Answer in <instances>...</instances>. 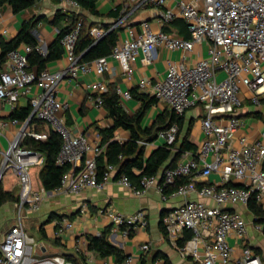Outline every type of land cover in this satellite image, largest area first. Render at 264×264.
Instances as JSON below:
<instances>
[{
	"label": "built area",
	"instance_id": "built-area-1",
	"mask_svg": "<svg viewBox=\"0 0 264 264\" xmlns=\"http://www.w3.org/2000/svg\"><path fill=\"white\" fill-rule=\"evenodd\" d=\"M66 1L79 9L78 0ZM129 1L133 10L155 8L159 28H154L149 20L128 25L130 37L119 40L109 56L81 62L76 42L82 19L61 40L68 61L65 68L52 71L46 67L40 72L32 68L31 52L36 49L47 54L40 46L21 44L7 55L6 69L0 73V101L13 104L14 108L19 98L31 96L34 85L40 87V92L30 97L32 110L27 120L9 118L0 123V135L9 124L22 126L0 160V179L11 172L21 184L17 202L19 216L0 239V264H73L65 256L51 255L48 245L29 236L23 224L26 213L41 209L48 192L34 188L32 177L33 169L42 166L45 157L24 147L23 142L28 136L46 140L52 130L62 137L58 164L71 166L54 193L79 195L86 189H102L108 182L116 181L141 197L156 187L165 201L174 196L183 199L161 217L166 237L182 256L197 264H264L260 255L245 244L249 222L236 209L239 205L248 206L251 199L264 203V128L253 134L248 129L253 124L246 121L248 117H255L250 108L264 105V0ZM178 19L186 22L190 38L165 29ZM91 34L95 38L102 35L98 28H93ZM203 46L207 56L188 58L190 52ZM161 49L179 51L182 58H168L164 78L156 81L144 78L139 87L167 103L177 115L200 108L204 137L195 151L182 152L174 166L163 169L160 174L144 175L138 183L126 174L115 176L119 168L114 164H108L100 178L98 160L106 146L83 133H75L68 126L63 113L69 103L59 97L61 82L79 73L95 72L104 76L112 69L111 60L120 65L123 74L131 75L138 60L151 65ZM88 87L97 92L98 105L102 106L100 94L108 92L107 82L98 80ZM118 93L122 101L132 97L130 91L119 89ZM33 118L48 129L39 132L29 129ZM178 132L179 125L174 123L161 130L153 141L142 144L151 146L155 141L172 144ZM214 172L221 175V180L205 183ZM171 187L174 189L168 191ZM89 209V204L82 202L79 215L87 214ZM105 210L100 209V213ZM110 214L113 226L122 229L125 237L148 224L144 209L132 214L111 210ZM73 226V220L63 217L58 222L56 237L61 238ZM254 227L264 232V223L256 222L255 217ZM231 238L238 243L233 244ZM87 245V237L75 242L78 252H85ZM150 250L151 243H143L140 255ZM140 258L136 254L128 255L124 264H137ZM88 260L94 261L92 257ZM103 264L121 263L105 260Z\"/></svg>",
	"mask_w": 264,
	"mask_h": 264
},
{
	"label": "crops",
	"instance_id": "crops-1",
	"mask_svg": "<svg viewBox=\"0 0 264 264\" xmlns=\"http://www.w3.org/2000/svg\"><path fill=\"white\" fill-rule=\"evenodd\" d=\"M118 4H122V8L120 10V16L115 18L110 14L116 11ZM132 6L129 0H97L96 9L98 13L93 14L88 9L83 8L81 4L79 9H76L66 0H39L34 7L15 13L9 3H0V57L3 52L2 42H11L18 35L23 23L33 17H35V19L41 18V20L32 29L31 33L38 40V46L46 52H49V50L53 48L61 28L69 24L67 18L56 20L59 11L64 14H81L85 22L91 25V30L93 28H98L102 33L100 37L95 38L96 40L117 27L122 28L119 40L129 38L130 34L127 30L128 25L139 24L143 20H149L154 28H159L155 20L157 15V10L155 8H139L133 10ZM173 24L165 27V29L173 32L171 29ZM175 30L176 32L173 33H178L177 28H175ZM205 56H207L205 46L202 48L199 47L188 54V58L191 60H196ZM168 58L174 60L181 59L182 53L179 51L158 50L153 64L145 65L141 60H138L135 72L131 75L123 74L120 65L116 61L111 60L112 69L105 72L104 76H99L95 72H91L87 74L79 73L77 77H66L61 82L59 97L62 101L69 103V108L63 113L68 126L75 133H83L91 140H97L104 144V137L100 129L111 128L114 124V120L108 115V111L104 105H98V94L91 90L88 85L95 81L103 80L107 82L109 89L111 85L114 86L118 95L119 89L130 92L136 90L137 93L148 94L146 91L140 89V81L144 78H149L153 81L163 79L166 72V60ZM67 66L68 61L64 57L63 48L62 56L47 62L46 67L52 71H57ZM5 69L6 61L0 60V73ZM32 90L31 96L40 92V87L34 85ZM31 96H22L19 98L14 108L13 104L0 101V123L3 120L9 119L16 108L28 107L30 105ZM119 98L122 106L131 116H133L141 106V101L135 98L133 94L129 100L122 101L120 95ZM250 109L254 112L253 115L255 117L250 119L249 123L253 124V127H248V129L254 134V132L261 131L264 128V105L261 108L256 109L252 107ZM168 110L173 111L167 103L158 100L157 103L149 108L144 116L142 128L146 129L154 126L157 118ZM202 113L203 111L197 108V118H195V116L188 117V111L185 114V126L188 125L189 127L192 124L188 139L196 144V147H198L204 137L200 123V115H202ZM47 127L48 126L44 123L40 124L37 122H31V124L28 125L29 129L38 132L42 129L43 131L48 129ZM21 128L22 126L19 124H9L2 131L0 135V160L3 159V151L8 148L10 140L14 138ZM244 130L245 128L240 130V132L242 133ZM182 137L173 148V157L164 164L160 170L161 172L163 169L172 167L176 164L178 159L175 161V153L182 145ZM130 138V131L119 128L116 130L113 139L125 143ZM163 144L164 143L161 141H155L151 146H145V156H150ZM104 145L106 146L107 144ZM41 167L42 166L35 167L32 171L33 185L34 188L37 189L44 188L40 178ZM134 171L136 174L140 173L138 169ZM160 171L158 174H160ZM117 175L118 173L115 176ZM220 180L221 175L214 172L211 174L210 180L205 181V183L219 182ZM1 185L5 190L11 191H13V188H21L20 181L11 172H6L4 174L1 179ZM68 196H71L72 200H70ZM192 197L195 198L196 196L193 195ZM72 201H74V205ZM85 201L89 204L90 209L87 214L80 216L79 207L80 204ZM182 202L183 199L180 196L170 197L166 201L163 200L161 193L156 187L151 188L146 195L139 197L134 195L129 188L118 184L116 181H110L102 189H86L79 195L56 194L54 191H48L41 209L37 212H29L27 217L31 216L35 219H41L40 224L47 234V239L42 237L40 239L48 245L50 252L53 251V247H60L78 255L80 252H78L75 247L76 240L87 237L88 234H101L108 229V239L110 242L123 249L127 256L136 254L141 257L140 246L143 243L150 242L151 250L143 254L148 258L149 264H164L162 258L163 254L167 255L174 264H197L191 258L182 256L174 248L166 237L161 222L163 212L177 207ZM70 205L73 207L72 210L68 211L65 209L69 208ZM262 206L264 208V203H262ZM16 208H18L17 202H8L0 206V239L4 237L9 226L17 220L15 216ZM102 208L106 209L104 213H100V209ZM141 209L147 211L148 224L134 230L130 236L125 237L122 229L113 226L110 214L111 210L122 214H132ZM236 209L242 212L243 215L246 214V212L249 213L246 217L244 215L245 219L249 222V232L245 244L250 245L264 261V232L255 229L254 215L249 210L248 206L239 205L236 206ZM71 214H74L72 219L74 226L72 230L68 231L61 238L56 237L59 220L54 217L56 215H63V217H65ZM56 239H59V244L54 243ZM231 242L233 244L238 243L234 238H231ZM237 251L238 253L241 251L240 246ZM85 255L87 259L88 257L94 259L92 262L88 260L89 264H103L105 260L109 262H114L116 260L115 256L101 258L95 253L87 250L85 251Z\"/></svg>",
	"mask_w": 264,
	"mask_h": 264
},
{
	"label": "trees",
	"instance_id": "trees-1",
	"mask_svg": "<svg viewBox=\"0 0 264 264\" xmlns=\"http://www.w3.org/2000/svg\"><path fill=\"white\" fill-rule=\"evenodd\" d=\"M38 1L39 0H0V3H9L13 11L19 13L23 10L34 7ZM78 1L83 8L88 9L91 13H98L96 9L97 0ZM121 8L122 4H118L116 11L111 12L110 15L118 18L120 16ZM65 18L69 20V24L64 28H61L53 48H51L46 55L40 53L36 49L29 54L30 66L37 69V71L40 72L45 69L47 62L50 60L62 56L63 47L61 40L80 19L83 20V26L76 42V52L80 55L81 62H91L98 58L109 56L119 41L120 31L122 30L121 27L109 31L98 43L95 44L96 39L91 34L92 27L85 22V19L81 14H64L61 11L57 13L56 20ZM40 20L41 18L35 19V17H33L30 20L25 21L18 35L11 42H2L3 52L0 57L1 61H6L8 53L19 47L22 43L30 44L35 48L38 46V40L32 35L31 31ZM176 23L180 24L177 28L179 35L185 38H190V32L186 22L184 20H176L174 24ZM88 49L89 51H87ZM131 92L135 98L141 101L140 108L133 116L129 115L122 106L119 95L114 86L111 85L108 92L100 94L103 105L108 111V115L114 120V124L111 128L100 129L104 137V144H107L105 152L98 160L100 178H102L108 164L117 165L119 168L118 174H126L133 182H139L144 175L158 174L164 164L173 157V148L180 140L181 134L184 130L186 113L184 115H177L174 111L170 110L161 114L155 121L154 126L143 129L142 120L149 108L157 103L158 99L149 94L137 93L136 90H132ZM31 110L30 105L28 107L16 108L9 118L25 121L30 116ZM32 122L42 124V122L36 118H33ZM174 123L179 125L177 139L172 144L165 143L159 146L150 156L146 157L145 145L142 144V142L153 141L161 130L169 128ZM191 127L192 124L189 126V132ZM119 128L126 129L131 133V138L125 143L113 139L116 130ZM40 131H43V129ZM189 132L182 137V145L175 153V161L180 158L182 152L186 150L195 151L197 149L196 144L188 139ZM23 146L36 150L44 155L45 161L40 170L42 185L46 191H55V189L61 185L64 174L71 168L68 163L60 165L57 162L62 147L61 135L52 130L46 140L28 136L24 139ZM121 155H123L122 158H120ZM135 169L140 170V173L136 174L134 171ZM179 182L174 187H177ZM174 187L169 188L168 191L173 190ZM18 201L19 196L15 194L14 191L5 190L0 183V206H3L8 202ZM248 207L253 213L256 222L264 223V208L262 204H258L256 200L251 199ZM164 213L165 212H163V214ZM68 217L72 220L74 214L68 215ZM54 218L60 221L62 220L63 215H56ZM40 234L42 238L47 239V234L42 227L40 228ZM108 234V229L100 235L88 234L87 251L93 252L101 258L115 256L119 263L124 264L127 255L124 253L123 249L110 242ZM54 243L59 244V239L54 240ZM67 258L70 259V262L73 264H89L84 251L75 256L72 254L68 255ZM162 258L164 264H174L167 255L163 254ZM137 264H149V260L146 256L142 255Z\"/></svg>",
	"mask_w": 264,
	"mask_h": 264
},
{
	"label": "rangeland",
	"instance_id": "rangeland-1",
	"mask_svg": "<svg viewBox=\"0 0 264 264\" xmlns=\"http://www.w3.org/2000/svg\"><path fill=\"white\" fill-rule=\"evenodd\" d=\"M179 26H180V24H177V23L176 24H173L172 27L174 29L171 27L172 31L173 32H176L175 28H178ZM192 116H195V118H197V108L196 109L193 108V109H189L188 110V117H192ZM250 119L251 118H249V117L246 118V121H247L248 124L250 122ZM188 132H189V127L187 125V126L184 127V130H183V132L181 134V137L184 136L185 134H187ZM13 191H14V193H16L18 195L20 194V188H13ZM68 197H70L69 199L72 200L71 199V196H68ZM72 202H73V205H74V201H72ZM70 207H71V205L69 206V208H65V209H67L68 211L69 210H72L73 207H71V208ZM26 214H28V213H26ZM247 214H249V213L246 212V214H244L245 217L247 216ZM15 216L16 217L19 216V210H18V208H16ZM40 222H41V219L40 218L39 219H35V218L31 217V216H28V217L26 216L25 218H23V224H24L25 230L28 233V235L29 236H32V237H35L36 240H39V241L41 240L40 239L41 238V234H40L41 224H40ZM50 254L51 255L65 256V258H66L67 261H70V259L67 258L68 255H71L72 254V255L75 256L74 253L68 252L67 249L60 248V247H53V251H51Z\"/></svg>",
	"mask_w": 264,
	"mask_h": 264
},
{
	"label": "water",
	"instance_id": "water-1",
	"mask_svg": "<svg viewBox=\"0 0 264 264\" xmlns=\"http://www.w3.org/2000/svg\"><path fill=\"white\" fill-rule=\"evenodd\" d=\"M34 32H35V31H34ZM103 37H104V36H103ZM103 37L97 39V40L95 41V44L98 43ZM89 49H90V48H89ZM89 49H88L87 51H89ZM0 183H1V179H0ZM50 192H51V191H50Z\"/></svg>",
	"mask_w": 264,
	"mask_h": 264
}]
</instances>
